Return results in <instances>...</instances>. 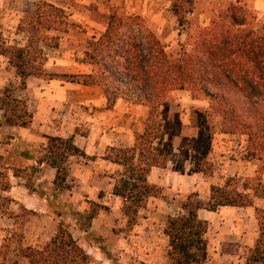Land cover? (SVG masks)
<instances>
[{
    "label": "rangeland",
    "instance_id": "374dc122",
    "mask_svg": "<svg viewBox=\"0 0 264 264\" xmlns=\"http://www.w3.org/2000/svg\"><path fill=\"white\" fill-rule=\"evenodd\" d=\"M10 1L14 0H0V29L4 32L0 34V100L6 97L19 99L27 105L32 118L27 128L11 127L5 122V115H9L6 107L0 109V145L10 144L11 147L9 154L0 156V210L9 218L8 200L4 196V191L10 186V174H17L18 169H21V166L16 163L13 150L20 148L17 143L29 135L28 129L32 128V125L33 127H50L53 121L57 127H69L82 138L87 137L90 127L98 125L101 129L130 128L136 132L135 137L143 132L148 113L145 106L118 100L105 112L102 99L100 100L103 96L100 88L94 87L91 90L75 84L72 86L59 84L60 86L52 88L49 86L52 80L48 76L76 75L88 71L77 66L76 63L82 58L83 53L90 49L92 37H96L100 31L97 26L105 24L106 28L108 23V20L105 22L100 16L94 19L96 27H92L83 20L72 21L70 17L73 14H76L78 18H89L88 11L97 9L99 5L96 3L99 2L102 4V9L109 13V17L112 14L119 18L137 15L145 25H150L156 32L158 30L160 36L166 40L163 45L170 61L178 58L181 46L185 45L189 49L194 40L200 41L199 37L205 30L216 32L217 35L227 30L233 35L240 36L247 31L255 32L264 29V0H90L92 2L88 5L71 3L70 7L62 8L67 18V28L79 29L78 32L75 30L76 35L38 31L43 41L36 42V40L33 41V34L26 35V29L29 31L30 28H27L25 23L24 31L17 27L16 33L19 36L10 43L11 28L13 27L14 30L12 21L14 13L18 15L23 10L30 9L28 5L30 2H27L28 4L16 13ZM47 1L39 0L34 5L47 3ZM172 5L179 6V11L180 6L183 7L184 18L187 21L185 26H178V20L171 12ZM229 8H232V14L235 15L238 23L242 18L245 20L244 26L231 25L229 13H225ZM31 13L21 16L20 23L25 21L27 18L25 16ZM89 31L91 33L94 31V36H91ZM81 33L84 34L83 37L78 36ZM263 33L264 31H261L260 34ZM256 36L258 33H255ZM49 37L58 38L57 47ZM38 46L42 57L33 51L38 49ZM26 64H29V68L41 67V74L37 75L41 77H31L35 79H31L30 83H33L30 89L32 90L28 93L26 81L29 77L21 80L17 74V71L28 67ZM21 81L25 82V87H22ZM38 89L45 90L46 94L42 97L38 94ZM53 89L56 91L55 104L52 103L54 96L49 95ZM96 96L99 97L98 100ZM39 98L47 101L45 106L47 105L48 109L42 113L47 117L33 116V107ZM29 100L33 103L31 110L27 104ZM208 108L209 103L202 95L179 90L171 92L168 95V102L159 108L158 118L162 121L165 139L172 148L176 146L178 151H182L179 153L185 158L184 164L176 166V172L182 175H178L179 178L175 180V184L183 192L174 191L168 196H163L160 189V195L150 197L145 207L138 211L135 221L130 224L122 213V200L108 196V189L113 187L115 181L121 177L122 168L114 166L107 170L101 163H95V166L90 165V162H96L97 157L85 152V146L81 144L83 140L79 138V146L82 145L84 149L83 154L72 156L65 164L67 166L66 187H73V190L71 194L66 193L65 189L56 190L62 192L58 195L59 197L56 196L60 200L67 195L71 197L70 207L62 208L63 216L59 219L56 232L60 227L68 231L85 249L89 257L88 264H150L146 256L153 251L158 264H170V261L165 259L168 251L167 238L163 234L166 217L181 213L180 207L189 195L196 194L197 199L205 203L210 186H221L226 182L231 188L235 187L239 191L248 193L252 198V205L245 208L220 207L216 212L205 210L198 212V216L209 224L205 236L207 263H245L250 249L257 240L258 222L264 213V200L254 195L256 189L264 190V165L262 159L253 156L259 152L258 142L253 141V138L238 132L221 136L220 117L209 119V124L213 123L215 126L212 139L207 146L206 136L190 123L192 109L203 111ZM45 136L43 135L31 150L25 149L41 161L47 158ZM105 149L100 158L105 154ZM71 165L82 168L89 165L87 169L94 173L92 175L82 172L80 177H70ZM17 166L18 169H16ZM196 175L199 182H195L196 188L193 189L192 177ZM188 178L190 179L187 181ZM156 199L159 200L164 211L171 208L169 213L158 208ZM29 220V215L20 214V218L16 219L19 224L17 230L10 235V228H8L6 234H2L0 264H12L20 259L21 252L26 248L21 229L23 223ZM92 220L96 223L95 226H92ZM37 237L36 243L32 240V245L39 244L41 247L46 243L47 238ZM151 264L154 262L152 261Z\"/></svg>",
    "mask_w": 264,
    "mask_h": 264
},
{
    "label": "trees",
    "instance_id": "16d2710c",
    "mask_svg": "<svg viewBox=\"0 0 264 264\" xmlns=\"http://www.w3.org/2000/svg\"><path fill=\"white\" fill-rule=\"evenodd\" d=\"M231 9L225 12L229 13L231 25L244 26L245 20L242 18L238 23ZM171 12L179 27L186 25L183 7L180 6L179 11V6L172 5ZM25 17L22 23L20 20L18 29L24 31L23 25L27 23L30 30L26 29L25 33L33 34L34 40H31L36 42L43 41L38 31L65 33L67 30L64 10L48 2L37 3L33 12ZM261 31H247L236 36L227 30L218 35L205 30L200 41L194 40L189 49L181 46L178 58L170 61L164 46L139 16L119 18L112 14L105 31L78 62L90 66L91 73L48 76L85 87L99 86L107 110L118 100L147 107L144 130L135 137L133 144L128 148H106L101 157L122 168L111 194L122 200V213L128 224L135 221L138 211L145 207L150 197L160 195V189L148 182V175L152 168H165L173 152L158 118L159 108L168 102V95L173 91L198 93L208 101V110L192 109L190 123L206 136L207 146L215 126L209 124V119L220 117L222 134L238 132L258 142L259 152L253 156L262 159L264 165V33L260 34ZM255 33L258 36L255 37ZM49 39L57 47L58 38ZM33 51L42 57L39 46ZM26 66L17 71L21 80L41 77L37 76L41 74V67ZM21 85L25 87V82L21 81ZM0 102V109L6 107L9 112L5 115L8 126L27 128L30 125L32 116L24 102L14 97ZM45 139L47 158L44 162L56 171L55 190L67 189V159L83 152L72 138L45 136ZM254 195L264 200L263 189H256ZM251 205L249 194L231 188L228 182L210 186L205 203L199 201L196 194L189 195L180 207L181 213L166 217L163 234L167 238L166 257L170 264H208L205 236L209 224L198 216L200 210L216 212L220 207ZM19 258L12 264L89 263L85 250L62 227L41 247L25 248ZM244 264H264V213L258 222L257 240Z\"/></svg>",
    "mask_w": 264,
    "mask_h": 264
},
{
    "label": "crops",
    "instance_id": "0c3cea01",
    "mask_svg": "<svg viewBox=\"0 0 264 264\" xmlns=\"http://www.w3.org/2000/svg\"><path fill=\"white\" fill-rule=\"evenodd\" d=\"M37 1L39 0H31V1L14 0L12 2L10 1V5L14 8L13 10L16 13L20 12L28 4L27 2H30V4L28 5H30L29 10H31V11L23 10L20 14L18 13V15L14 13L13 15L14 19L12 20L14 22V30L12 29L13 28L12 27L11 28L12 32H10V36H11L10 43L13 42L14 38H18L19 36V34L16 33V29L20 22L19 21L20 17L25 14L31 13L35 7L34 3ZM47 2L55 6H60L61 8H63L64 6L70 7L71 3H80V4L88 5V3L92 1L90 0H62V1L48 0ZM96 5H99L97 9L92 10V12L88 11V13L90 14L89 18H85L84 16H83L84 18H78L76 14H73L72 17H70L71 20L72 21L83 20V22H86L87 24H89V26H92V27H96L94 24V19L97 17L101 16L102 18H104V21L106 22L109 19L108 18L109 13L105 12L102 9V4H99V2L96 3ZM84 10L87 11V9L85 8ZM66 21H67V18H66ZM103 25L100 27L97 26L100 31L96 37L94 36L95 34L94 31H92V33L91 31H89L91 36H94L92 37L93 42L97 41L98 38L101 36V34L105 31L106 29L105 24ZM67 27H68V24H67ZM71 28L72 29L67 28L64 34L71 33L73 35H76L75 30L78 32L79 29L75 27H71ZM148 28L154 33V35L156 36V38L160 41L162 45L164 42H166V40L160 36V33L158 32V30L156 32L155 30H153V28L150 27V25L148 26ZM2 33L4 32L2 29H0V34ZM83 35L84 34L81 33L78 36L83 37ZM87 51H89V49ZM76 65L88 70L87 72H82L78 74H89L92 72L91 67L88 65L80 64L78 62L76 63ZM31 79L34 80L35 78L29 77L26 81L28 83V87L26 88L27 93L30 90H32L30 89L31 84L33 83V82L30 83ZM51 80L52 81H50L49 83L50 84L49 86L51 88L60 86L59 84H65V85H70V86L74 85L73 83H66L62 81L58 82L56 79H51ZM75 85H78V84H75ZM78 86H81V85H78ZM81 87L85 89H88V88L91 89L94 87L100 88L99 86H92V87L81 86ZM37 91H38V94H40L42 97L44 96V94H46L45 90L38 89ZM101 93H102V90H101ZM49 95L52 97L54 96V98L52 99V103L55 104L56 91H54L53 89ZM98 98L99 97H97V100ZM101 99L104 104L105 112H107L106 111L107 109L105 108L106 106L105 99L103 96L102 98L100 97V100ZM46 102L47 101L44 100L43 98L41 99L39 98L36 100L34 107L32 106L33 103L31 100L27 102L30 110H31V106L33 107L34 117H47V115L42 114V113H45V110L48 109V106L47 105L45 106ZM6 128H10V127H6ZM143 130H144V127H143ZM28 131H29V135L17 143V145L20 148H18V150L17 149L13 150L15 151L14 158L16 160V163L19 166H21V169H18V166H17L16 169H18L17 171L18 173L10 174V178H9L10 186L6 191H4V196L8 200L7 211L10 212V218L2 214L0 210V238L2 234L3 235L6 234L8 228H10V235L12 234L13 231H16L17 226L19 225L17 224L16 219L20 218V214L25 213L29 215L30 220L25 221L22 225L21 230L23 232V237H24L23 241H25L26 248L27 247L35 248V247H39V244L32 245L33 243L32 240H35L34 243H36V239L38 238L37 236H40L41 239L47 238V241H49L51 238L54 237L56 233V229L58 227L59 219L63 216L62 208L64 206L70 207L71 197L70 195H67V197H64L62 200H60V198H56V196L59 197L58 195L62 192L55 190V186H54V179L56 175L55 169L48 166L43 160L41 161V160L36 159L35 157H33V155H31L30 152L25 151V149L31 150V148H33L32 146H35V144H37L38 140L43 135L54 136V137L57 136V137H61L64 139L72 138L75 146L78 147L81 151L85 149V152L89 154L92 153L93 157H97L96 162H90V165L92 164V166H95L96 164L101 163L102 167L108 170L114 167L115 165H113L109 161H105L102 158H100L103 149L104 148H128L130 147L134 142L136 132L132 131V129L130 128L127 129L124 127H112L108 129L107 128L101 129V127L98 125V126H93L92 128L90 127L87 137L82 138L81 136H78V134H76L75 132L71 131L69 127L68 128H65V126L57 127V125L53 121H51L50 127L49 126L33 127L32 125V128L28 129ZM162 131H163V125H162ZM221 136H225V135L221 134ZM164 137H165V134H164ZM79 138L83 140L81 144L85 146L84 149L82 145L79 146ZM23 148H24V151H22ZM10 149H11L10 144H3V145L1 144L0 145V156H4L5 153L9 154L8 152H10ZM172 149H173V152L168 159L166 167L163 169L152 168L148 175V182L150 184L157 186L159 189H161L163 196H168L174 191L181 190L175 184V180L179 178L178 175H182V174H179V172H176V166L184 164L185 158L184 156L180 155L179 152H182V151H178L176 146H173ZM177 152L179 154H177ZM71 158L72 157L68 159H71ZM88 166L86 167L84 166V168H82L80 166L73 167L71 165L70 166V177L71 176L80 177L81 174H83L82 172H87L93 175L94 172L89 171L87 169ZM189 179L190 178H188L187 181ZM192 179H193L192 188L195 189L196 188L195 182L196 181L199 182L198 176L197 175L193 176ZM109 188L110 189H108V196H111L116 200L120 199L118 197L113 196L111 194L112 187H109ZM72 190H73V187H70V188L65 189L64 191L68 194H71ZM181 192L183 191L181 190ZM149 200L150 199H148L147 202ZM121 204H122V201H121ZM156 204L158 205V208L162 209L161 204H159V200H157ZM170 209L171 208L166 209L165 211L164 209H162V211H164L165 213H169ZM93 220H92V226H95L96 223ZM166 256L167 255H165V259H167ZM138 258L142 259V257H138ZM146 258L147 260H149L150 264L152 263V261L154 262V264H158V262L156 261V255L154 251L152 254H149L148 256H146Z\"/></svg>",
    "mask_w": 264,
    "mask_h": 264
}]
</instances>
